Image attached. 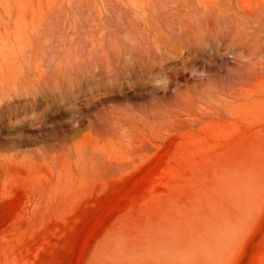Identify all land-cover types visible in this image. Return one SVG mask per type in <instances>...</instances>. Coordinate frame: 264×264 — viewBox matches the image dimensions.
Masks as SVG:
<instances>
[{"label": "rangeland", "instance_id": "374dc122", "mask_svg": "<svg viewBox=\"0 0 264 264\" xmlns=\"http://www.w3.org/2000/svg\"><path fill=\"white\" fill-rule=\"evenodd\" d=\"M0 264H264V0H0Z\"/></svg>", "mask_w": 264, "mask_h": 264}]
</instances>
